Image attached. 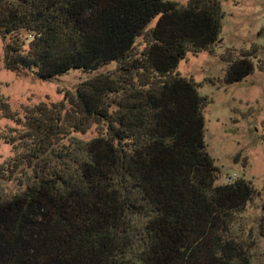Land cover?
Instances as JSON below:
<instances>
[{"label": "trees", "instance_id": "16d2710c", "mask_svg": "<svg viewBox=\"0 0 264 264\" xmlns=\"http://www.w3.org/2000/svg\"><path fill=\"white\" fill-rule=\"evenodd\" d=\"M222 1L0 0L8 70L48 81L116 64L22 111L0 92V117L15 123L0 264H264L242 219L257 190L245 176L218 183L211 100L178 72L221 41ZM252 56L229 59L225 82L251 75ZM93 126L94 138L76 136Z\"/></svg>", "mask_w": 264, "mask_h": 264}, {"label": "rangeland", "instance_id": "374dc122", "mask_svg": "<svg viewBox=\"0 0 264 264\" xmlns=\"http://www.w3.org/2000/svg\"><path fill=\"white\" fill-rule=\"evenodd\" d=\"M174 1L186 4L189 0ZM222 8L221 41L211 51L188 54L180 62L178 72L199 83L200 93L211 100L205 109L206 135L208 150L221 169L218 183L245 176L257 190L242 219L255 236L257 253L263 255L260 224L264 225V0H223ZM155 23L156 20L151 25ZM138 47L141 49V45ZM253 49H256V57L252 56L255 71L240 82L226 83L228 60ZM115 67L116 64H109L92 74L72 71L52 80H40L31 72L17 73L5 67L4 40L0 35V92L20 111L28 104L61 101L84 79ZM13 126V121L0 117V162L12 155V147L4 135ZM97 133L93 126L87 133L76 136L90 140ZM8 189L15 191L17 183H9Z\"/></svg>", "mask_w": 264, "mask_h": 264}]
</instances>
